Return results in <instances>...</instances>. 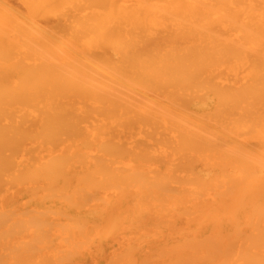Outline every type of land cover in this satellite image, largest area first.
<instances>
[{
  "label": "bare ground",
  "instance_id": "6f19581e",
  "mask_svg": "<svg viewBox=\"0 0 264 264\" xmlns=\"http://www.w3.org/2000/svg\"><path fill=\"white\" fill-rule=\"evenodd\" d=\"M0 264H264V0H0Z\"/></svg>",
  "mask_w": 264,
  "mask_h": 264
}]
</instances>
